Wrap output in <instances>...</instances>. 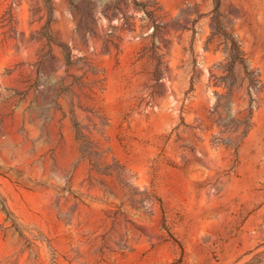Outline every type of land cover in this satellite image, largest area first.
I'll use <instances>...</instances> for the list:
<instances>
[{"label":"rangeland","instance_id":"374dc122","mask_svg":"<svg viewBox=\"0 0 264 264\" xmlns=\"http://www.w3.org/2000/svg\"><path fill=\"white\" fill-rule=\"evenodd\" d=\"M0 264H264V0H0Z\"/></svg>","mask_w":264,"mask_h":264}]
</instances>
